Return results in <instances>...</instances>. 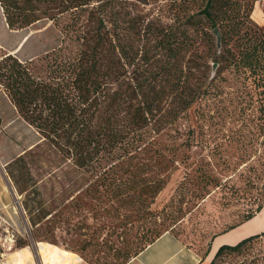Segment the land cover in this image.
Segmentation results:
<instances>
[{"label": "trees", "instance_id": "1", "mask_svg": "<svg viewBox=\"0 0 264 264\" xmlns=\"http://www.w3.org/2000/svg\"><path fill=\"white\" fill-rule=\"evenodd\" d=\"M125 1L0 0L10 30L47 18L61 26L64 36L60 47L40 56L0 55V92L74 176L61 198L46 200L25 153L6 165L33 231L30 242L61 246L47 235H55L62 224L72 226L69 230L75 235H102L106 228L101 222L107 220L112 226L107 235H138L148 219L157 220L158 212L151 207L168 182L165 172L171 167L165 151L157 148V139L173 131L193 105L209 101L214 93L221 95L226 75L250 85L244 107L233 117L239 125L227 138L250 144L256 137L249 126L254 121L262 122L258 129L262 135L264 27L252 21L249 2L185 0L192 2L193 12H187L181 26L172 29L161 27L148 15L128 13ZM215 30L220 34L219 48ZM197 38L205 51L199 50ZM207 61L217 64L212 77L206 73ZM159 63L158 72L150 70ZM254 102L259 104L258 116L250 119L245 112ZM169 151L175 155V150ZM246 160L242 163L248 165L250 159ZM195 175L196 200L225 189L211 171L198 168ZM263 177H247L242 190L231 185L226 190L229 198L254 197L253 191L259 189L256 183ZM258 194V204L241 221L264 204V188ZM160 231L147 232L144 235L155 237L135 245L117 239L121 246L110 247L113 259L96 264H127L161 235L173 233L172 227ZM259 239H264V230L232 246L223 245L208 264L243 255ZM30 242H16V248ZM91 242L84 240L76 252L61 247L90 264L83 253Z\"/></svg>", "mask_w": 264, "mask_h": 264}, {"label": "rangeland", "instance_id": "2", "mask_svg": "<svg viewBox=\"0 0 264 264\" xmlns=\"http://www.w3.org/2000/svg\"><path fill=\"white\" fill-rule=\"evenodd\" d=\"M145 1L146 3L126 0L124 6L128 13L148 15L149 19L163 28L180 27L179 22L185 19V14L193 12L192 2L185 0ZM239 1L244 5L249 2L252 12L254 8H262L264 5V0ZM252 21L255 22L253 19ZM59 22L64 23L63 20ZM60 27L53 21L42 18L23 29L10 30L0 8V55L12 53L20 59H26L60 47L64 38ZM197 41L199 50L205 51L203 42L198 38ZM207 62L209 67L206 73H211L212 77L216 73L217 64ZM159 68L160 63L157 69L154 66L150 70L158 72ZM226 77L228 82L221 88V95L214 93L215 97L209 101L193 105L175 123L173 131L165 132L157 139V148L165 151L166 159L171 161L170 170L165 172L168 182L151 207L158 212L157 220L148 219L138 235H107L112 231L107 220L101 222L106 228L102 235H75L69 230L72 226L62 224L58 226L55 235H47L49 241L53 240L76 252L84 240H91V246L83 253V258L90 264H96L104 263L105 259L111 261L114 250L110 247H120L118 241L122 239L135 245L144 238L153 239L155 235H144L153 229L160 228L163 231L172 227V232L201 257L207 252L206 261L210 262L219 247L232 246L245 238L260 234L264 230V204L251 218L241 219L245 212L253 210L258 204L261 197L258 193L264 188V180L256 183L259 189L253 191L254 197L229 198L230 193L226 190L231 185L242 190L246 188L247 177L264 174V126L262 135L259 136L258 129L262 122L254 121L249 125L252 127L250 131L256 134L250 144L227 138L239 125L233 117L239 115L240 109L244 107L245 102L242 104V101H245L244 95L250 85L247 83L243 86L241 80L230 75ZM258 108L259 104L254 102L245 113L250 119H256ZM218 132L222 133L221 136H217ZM169 150H175V155ZM24 153L30 172L38 181L45 199L61 198L71 184L69 181L74 180L72 169L42 141L33 128L20 119L13 105L0 92L1 254L16 247V242L29 243L32 237V228L21 208L22 197L18 195L6 173V165ZM242 155H245L243 158L250 159L248 165L242 163L247 161L246 158L243 160ZM157 167L161 168V164ZM198 168L211 171L212 175L226 185L225 189H216L203 201L196 200L193 191L196 189L195 170ZM89 224L95 226L96 223L89 220ZM219 264H264V239L254 241L243 255L225 256Z\"/></svg>", "mask_w": 264, "mask_h": 264}, {"label": "crops", "instance_id": "3", "mask_svg": "<svg viewBox=\"0 0 264 264\" xmlns=\"http://www.w3.org/2000/svg\"><path fill=\"white\" fill-rule=\"evenodd\" d=\"M252 19L264 25V5L254 8ZM181 237L171 232L161 235L127 264H208ZM0 264H87L77 254L46 242H30L29 246L13 247L1 254Z\"/></svg>", "mask_w": 264, "mask_h": 264}, {"label": "water", "instance_id": "4", "mask_svg": "<svg viewBox=\"0 0 264 264\" xmlns=\"http://www.w3.org/2000/svg\"><path fill=\"white\" fill-rule=\"evenodd\" d=\"M214 36L216 37V41H217V48H219L220 46V34H219V32H218V30H215L214 31Z\"/></svg>", "mask_w": 264, "mask_h": 264}]
</instances>
